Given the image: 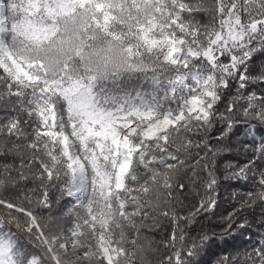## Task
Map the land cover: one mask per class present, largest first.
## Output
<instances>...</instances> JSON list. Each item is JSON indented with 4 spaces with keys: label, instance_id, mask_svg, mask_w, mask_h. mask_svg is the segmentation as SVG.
<instances>
[{
    "label": "snow or ice",
    "instance_id": "obj_1",
    "mask_svg": "<svg viewBox=\"0 0 264 264\" xmlns=\"http://www.w3.org/2000/svg\"><path fill=\"white\" fill-rule=\"evenodd\" d=\"M222 180L249 190L191 235ZM9 189L0 264H201L252 229L210 264H264V0H0ZM61 199L66 228L41 213Z\"/></svg>",
    "mask_w": 264,
    "mask_h": 264
},
{
    "label": "trees",
    "instance_id": "obj_2",
    "mask_svg": "<svg viewBox=\"0 0 264 264\" xmlns=\"http://www.w3.org/2000/svg\"><path fill=\"white\" fill-rule=\"evenodd\" d=\"M245 137L242 128L237 129L236 136L232 138L233 145L239 146L243 143ZM246 154L241 152L238 147L234 149L233 152L222 156L218 160V166H220L224 161H232L234 163H243L246 160ZM221 171L223 169L221 168ZM249 190V187L243 182H234L232 180H222L218 189L217 196V206L206 216H201L198 218V223L188 229L191 235H196V233L203 227L205 230H214L220 232L225 224V217L234 209L236 206V199L233 198V193L242 194L243 192ZM18 192V189H9L6 192H0L9 199H12ZM238 198V197H237ZM199 197L194 195H188L187 202L190 204H195ZM67 205V201L61 199L59 202H54L53 208L49 213L48 210H41L43 215H52L57 218V220L62 224L63 227H67L63 219V209ZM171 226L168 224L163 225V227L154 233H150L156 241L166 238ZM255 229L249 230L248 232L241 234L237 232L233 237L227 238V243L220 242L219 245H213L212 252L202 258L201 264H210V262L216 259L219 255L225 252L229 254H234L235 250L242 249L249 245L248 237H252V242L255 241L254 236ZM163 251V250H161Z\"/></svg>",
    "mask_w": 264,
    "mask_h": 264
}]
</instances>
